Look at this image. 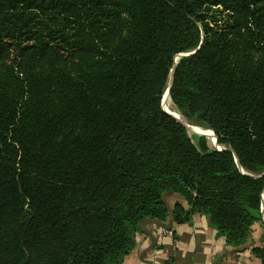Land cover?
<instances>
[{"label":"trees","instance_id":"obj_1","mask_svg":"<svg viewBox=\"0 0 264 264\" xmlns=\"http://www.w3.org/2000/svg\"><path fill=\"white\" fill-rule=\"evenodd\" d=\"M165 194L264 225V0H0V264H122Z\"/></svg>","mask_w":264,"mask_h":264},{"label":"crops","instance_id":"obj_2","mask_svg":"<svg viewBox=\"0 0 264 264\" xmlns=\"http://www.w3.org/2000/svg\"><path fill=\"white\" fill-rule=\"evenodd\" d=\"M164 202L170 212L167 222H145L122 264H262L252 249L264 248V225H254L247 243L232 248L202 215H193L189 223H175L174 206L188 209L179 195L165 194Z\"/></svg>","mask_w":264,"mask_h":264},{"label":"rangeland","instance_id":"obj_3","mask_svg":"<svg viewBox=\"0 0 264 264\" xmlns=\"http://www.w3.org/2000/svg\"><path fill=\"white\" fill-rule=\"evenodd\" d=\"M168 105H169V110L170 112L173 114V116L177 119V121L181 122L182 124H184L183 122H185L186 124H188L192 129L188 128L187 127V131H188V135L189 137H193V136H199V135H202V136H205L208 140H209V143H210V146L212 148H217L218 146L215 144L214 142V138H213V134L211 135V137H208L204 134H202L200 131H196L194 130V128H201L199 126H195V125H192V124H189L187 121H185L181 116L180 114L175 110L174 106L170 103L169 99H168ZM165 107V106H164ZM166 109V108H165ZM167 110V109H166ZM202 129V128H201ZM191 131V132H190ZM193 139V138H192Z\"/></svg>","mask_w":264,"mask_h":264},{"label":"bare ground","instance_id":"obj_4","mask_svg":"<svg viewBox=\"0 0 264 264\" xmlns=\"http://www.w3.org/2000/svg\"><path fill=\"white\" fill-rule=\"evenodd\" d=\"M163 102H164V105H165L167 111L169 112V114H170L174 119H176V118L173 116V114L170 112V110H169L168 97H167V96H164V98H163ZM176 120H177V119H176ZM183 123H184V125H185L186 127L192 129L188 124H186L185 122H183ZM192 130H193V129H192ZM194 130H196V131H200L202 134H204V135H206V136H208V137H211V135L213 134L211 131H209V130H205V129H201V128H199V129L194 128ZM190 132H191V131H190Z\"/></svg>","mask_w":264,"mask_h":264},{"label":"water","instance_id":"obj_5","mask_svg":"<svg viewBox=\"0 0 264 264\" xmlns=\"http://www.w3.org/2000/svg\"><path fill=\"white\" fill-rule=\"evenodd\" d=\"M201 46V45H200ZM183 56V55H182ZM165 96H167L168 97V89H167V91H166V94H165ZM169 114V113H168ZM170 115V114H169ZM171 116V115H170ZM172 117V116H171ZM173 118V117H172ZM174 119V118H173ZM176 120V119H175ZM177 121V120H176ZM178 123H180L181 125H183L186 129H187V127L184 125V124H182L181 122H179V121H177Z\"/></svg>","mask_w":264,"mask_h":264},{"label":"built area","instance_id":"obj_6","mask_svg":"<svg viewBox=\"0 0 264 264\" xmlns=\"http://www.w3.org/2000/svg\"><path fill=\"white\" fill-rule=\"evenodd\" d=\"M263 213H264V208H263ZM165 233H167V231H165Z\"/></svg>","mask_w":264,"mask_h":264}]
</instances>
